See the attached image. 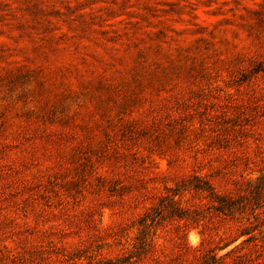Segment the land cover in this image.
Returning a JSON list of instances; mask_svg holds the SVG:
<instances>
[{
	"label": "rangeland",
	"instance_id": "rangeland-1",
	"mask_svg": "<svg viewBox=\"0 0 264 264\" xmlns=\"http://www.w3.org/2000/svg\"><path fill=\"white\" fill-rule=\"evenodd\" d=\"M0 264H264V0H0Z\"/></svg>",
	"mask_w": 264,
	"mask_h": 264
}]
</instances>
